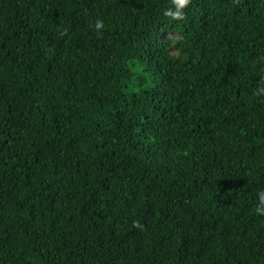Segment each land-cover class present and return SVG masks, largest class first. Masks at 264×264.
Instances as JSON below:
<instances>
[{"label":"trees","instance_id":"16d2710c","mask_svg":"<svg viewBox=\"0 0 264 264\" xmlns=\"http://www.w3.org/2000/svg\"><path fill=\"white\" fill-rule=\"evenodd\" d=\"M168 10L0 0V264H264V0Z\"/></svg>","mask_w":264,"mask_h":264},{"label":"clouds","instance_id":"9594fccd","mask_svg":"<svg viewBox=\"0 0 264 264\" xmlns=\"http://www.w3.org/2000/svg\"><path fill=\"white\" fill-rule=\"evenodd\" d=\"M172 3L175 5L176 11L168 10V11H165L164 15L169 16L172 19H182L183 13L181 10L183 8H185L190 3V0H172ZM95 27L97 30L102 29L103 28V22L98 20L96 22ZM260 93H264V89H260L258 92L253 93V95H259ZM260 205H261V207H259L257 209V211L264 214V192H262L260 194ZM134 226L139 227V224L136 223Z\"/></svg>","mask_w":264,"mask_h":264}]
</instances>
